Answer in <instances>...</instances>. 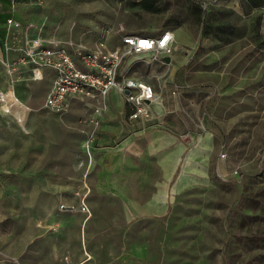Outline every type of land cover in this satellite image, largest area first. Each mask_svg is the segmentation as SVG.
<instances>
[{
  "label": "crops",
  "instance_id": "obj_1",
  "mask_svg": "<svg viewBox=\"0 0 264 264\" xmlns=\"http://www.w3.org/2000/svg\"><path fill=\"white\" fill-rule=\"evenodd\" d=\"M14 1L0 0V26L9 15L24 20ZM167 56L156 61L144 52L129 63L130 74L160 95L155 114L131 119V105L112 89L89 164L85 128L91 124L83 120L93 106L73 99L64 115L45 106L50 69L41 80L17 84L32 110L23 128L0 109V264L145 259L150 244L130 235L135 225L167 217L185 191L225 175L229 161L220 157L227 149L212 115L213 93L189 84L178 53L176 62ZM7 83L0 65V88ZM62 204L73 208L64 212Z\"/></svg>",
  "mask_w": 264,
  "mask_h": 264
},
{
  "label": "rangeland",
  "instance_id": "obj_2",
  "mask_svg": "<svg viewBox=\"0 0 264 264\" xmlns=\"http://www.w3.org/2000/svg\"><path fill=\"white\" fill-rule=\"evenodd\" d=\"M17 1L20 17L46 35L93 47H114L126 32L171 29V57L185 61L191 86L213 93L228 171L185 191L167 217L135 225L130 235L149 242L150 254L129 264H264V3L155 0L151 10L141 0ZM141 56L127 54L123 66Z\"/></svg>",
  "mask_w": 264,
  "mask_h": 264
},
{
  "label": "built area",
  "instance_id": "obj_3",
  "mask_svg": "<svg viewBox=\"0 0 264 264\" xmlns=\"http://www.w3.org/2000/svg\"><path fill=\"white\" fill-rule=\"evenodd\" d=\"M173 41V31L164 29L158 34L126 32L121 35V43L114 47L105 41L93 47L83 41L46 35L43 25L9 15L0 26V65L8 78L7 86L0 88V109L15 117L25 128L32 109L18 94L17 84L25 80H41L45 77V70L50 69L53 78L45 106L63 113L73 99H78L94 108L85 140V149L92 157V143L101 116L109 109L108 95L112 89L122 94L131 105V119L149 120L155 114L154 105L159 102L160 95L152 83L131 75L123 66L127 54L171 55L175 50ZM220 157L226 159L227 151L221 152ZM72 208L61 205L64 212ZM81 208L87 215L91 214L87 203L83 202Z\"/></svg>",
  "mask_w": 264,
  "mask_h": 264
},
{
  "label": "trees",
  "instance_id": "obj_4",
  "mask_svg": "<svg viewBox=\"0 0 264 264\" xmlns=\"http://www.w3.org/2000/svg\"><path fill=\"white\" fill-rule=\"evenodd\" d=\"M248 2L252 3V4H263L264 0H247ZM142 5L147 8V9H151V10H157V7L155 6V0H141Z\"/></svg>",
  "mask_w": 264,
  "mask_h": 264
},
{
  "label": "water",
  "instance_id": "obj_5",
  "mask_svg": "<svg viewBox=\"0 0 264 264\" xmlns=\"http://www.w3.org/2000/svg\"><path fill=\"white\" fill-rule=\"evenodd\" d=\"M170 58H171L170 56H167V57H166L167 60H170Z\"/></svg>",
  "mask_w": 264,
  "mask_h": 264
},
{
  "label": "bare ground",
  "instance_id": "obj_6",
  "mask_svg": "<svg viewBox=\"0 0 264 264\" xmlns=\"http://www.w3.org/2000/svg\"><path fill=\"white\" fill-rule=\"evenodd\" d=\"M173 35H174V32H173ZM175 36V35H174Z\"/></svg>",
  "mask_w": 264,
  "mask_h": 264
}]
</instances>
